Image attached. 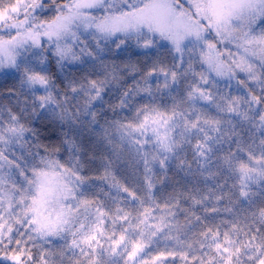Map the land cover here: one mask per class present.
Listing matches in <instances>:
<instances>
[{"label": "snow or ice", "instance_id": "6c2138e0", "mask_svg": "<svg viewBox=\"0 0 264 264\" xmlns=\"http://www.w3.org/2000/svg\"><path fill=\"white\" fill-rule=\"evenodd\" d=\"M187 2L188 8L181 0H0V78L18 81L19 88L14 83L7 89L9 96L18 102L25 96L20 114L8 108L5 120L0 109V264H57L56 257L63 264L67 252L72 254L69 264H164L169 257L183 264H264V0ZM112 45L129 55L134 45L146 50V57L155 50L157 59L140 80L133 77L118 107H129L141 92L149 101L135 107L127 123L110 122L105 116L100 124L94 102L102 107L108 84L122 79L120 65L112 60L109 66L105 60L106 52L116 55ZM161 48L172 58L168 66L160 59ZM82 56L91 58L93 68L99 61L105 78L65 72L66 62L86 63ZM53 60L57 73L51 71ZM123 67L138 70L133 63ZM221 79L229 89L235 81L239 94L222 93ZM182 80L187 84L183 96H172L170 107L156 103L155 93ZM111 107L115 111L117 106ZM210 108L216 115L209 114ZM34 121L41 128L28 126ZM112 125L143 162L145 196L111 176L110 161L99 178L111 176L117 194L123 191L138 202L135 215L119 205L112 212L89 198L91 177L82 173L96 155L70 135L87 130L112 143ZM193 139L194 159L208 178L227 172L233 183L220 195L210 188L199 199L173 193L159 203L153 195V167L159 165L166 173L173 159L184 166L179 154ZM225 143L228 151L216 156ZM62 151L68 153L66 160ZM214 158L216 172L209 168ZM226 186L227 180L216 185ZM181 197L193 205L227 198L223 211L233 218L221 221L227 226L224 231L220 225L206 227L198 239L181 240L179 234L191 230L192 220L183 226L169 220L176 216L172 209L179 208ZM210 211L221 209L214 205ZM157 212L161 214L154 215ZM161 237L174 240L176 247L153 255L151 246ZM57 239L64 244L54 246ZM33 248L40 250L38 260Z\"/></svg>", "mask_w": 264, "mask_h": 264}, {"label": "trees", "instance_id": "16d2710c", "mask_svg": "<svg viewBox=\"0 0 264 264\" xmlns=\"http://www.w3.org/2000/svg\"><path fill=\"white\" fill-rule=\"evenodd\" d=\"M164 43V42H162ZM112 48L115 50V46L112 45ZM131 55L128 53H120L119 50H115V56H109L107 52L105 53V60L111 65L112 60H115L117 64L120 65V75L122 79L117 81H111V77L108 79L111 83L108 84L105 93L103 95V105L101 107V102H94L95 109L100 111L97 119L100 124L105 123V119L102 117L106 116L108 121H116L119 120L123 123H127L128 121L133 119L135 107H138L142 103H147L149 101V97L143 92L136 95L129 107L120 108L119 100L121 93L134 84L135 80H140L141 75L147 71V67L152 64L154 60L157 59L155 55V50H149L150 55L145 56L144 52L146 50L136 48L134 45L129 50ZM161 56L160 59L163 60L166 66L171 64V56L166 54V49H160ZM78 53V52H77ZM79 54V53H78ZM82 61L86 63H81V61H75L73 65L65 67V72L71 71L76 77H81L84 75H88L90 79H104L106 75V71L104 67L100 64L99 61H96L95 68L92 67L91 58L87 56L81 57ZM124 63H133L137 65V71L132 72L130 70H125L123 65ZM197 71L200 70L199 64L196 65ZM51 71L53 73H57L59 70L55 66L54 60L52 64ZM62 78V74H61ZM160 85L162 86L164 83V77L161 75L158 78ZM153 85V89H155V85L157 83V78L153 77L150 81ZM16 84L17 88H19L18 81H13L11 79L5 81L3 78H0V109H3L4 119H7V109L11 108L12 111L16 114H20L21 109L24 107L23 101L25 99L24 95L19 97V101L15 96H9L7 89L11 87L13 84ZM187 84L185 81H181L178 85H173L171 89H163L161 92L155 93L156 95V103L166 106H171L172 104V96H176L179 99L181 96L185 94ZM219 88L222 93L227 94L231 92L232 95H237L236 84L231 89L226 88L225 85L219 83ZM24 93L28 94L29 100L31 96L27 93V89L23 90ZM62 98V97H61ZM82 102V101H81ZM115 107V111L113 108ZM210 115H216V110L214 108L209 109ZM223 115V114H221ZM126 118V119H125ZM22 123L27 124L26 119L21 120ZM30 127L41 128L38 121H34ZM106 127L108 125H105ZM59 127V125H57ZM227 127V125H224ZM247 127V126H245ZM64 130H68V126H64ZM110 133L112 138V143H108L106 140L102 141L95 137L94 133L84 130L82 134L70 133V135H75L77 142L82 143L86 149L90 153L94 152L96 155V159L91 163H86V167L84 172L82 173L85 176L91 177L89 180V184L87 186V195L89 198H95L101 203L105 205L106 208L110 209L112 212L115 211L117 205L124 208L125 211H132L133 215H135V209L139 208L138 202L132 201L131 197L128 196L127 193L121 191L117 194V190L111 187V176H114L120 184L129 188L131 191H135L142 198L145 196L146 192V182L144 179V166L143 162L140 160V157L137 155L135 148L132 147L127 140L121 142L120 134L116 131L115 125L110 127ZM239 130V129H238ZM43 132V129H41ZM26 137L29 140H32L30 134L26 133ZM47 143V140H44ZM195 139L192 140V145H186L184 151L180 152V158L186 161L184 166H178V160H171L169 162L166 173L159 168V165H155L153 167L152 179L155 182L156 186L153 189V195L156 200L163 204L166 199H168L169 194L173 193H191L196 195L199 199L202 195H208L209 189H213L216 195L222 194V192H227L228 188L233 183L232 179L228 178L227 172H222L221 175L208 178L207 171L199 168V165L196 163L194 159V148ZM232 150H235V144L231 145ZM229 145L225 143L221 151L216 153V156H222L228 151ZM17 155H20V148L17 146L15 149ZM150 151V150H149ZM68 157V153L66 151L61 152V159L66 160ZM11 158V157H10ZM110 166L108 171L111 173V176L107 180H102L99 177L104 175V165L108 162ZM188 165H191L189 168ZM212 172H216V160L213 159L212 164L209 166ZM203 172V174H201ZM227 180V186L223 189L217 188V184H222ZM197 189L199 191H197ZM115 197V201L113 200ZM259 203V200H257ZM216 206L221 209L219 213L211 212L210 209L213 206ZM228 205V200L225 198L219 203L216 200L210 199L205 201L203 205H193L191 200H185L183 197L180 198V206L179 208H173L172 211L176 212V216L169 217V220H172L174 223H178L180 225H186L188 219L192 220V225L190 226L191 230L186 232V235L181 233L180 239L185 241H194L198 239V233L203 231L206 227H215L220 225L221 231L226 230V225H221L222 220H231L233 217L231 214L223 211L224 207ZM205 206L209 209V211H205ZM183 209H190L189 212H184ZM191 213H195V216H199L200 221H196L195 217L191 215ZM161 213L157 212L154 215H160ZM173 236L177 235L175 231L172 233ZM168 240L163 239L162 237L158 240V242L153 243L151 246V251L153 255H156L158 250L162 251L167 247L169 250L176 247V242L171 240L170 243ZM41 243V242H37ZM64 244V241L57 239L54 241V246L59 247ZM53 245H44L45 249L51 248ZM67 252V250H65ZM33 256L36 260L39 259L40 250L38 248L32 249ZM71 252H67V255L63 259V264H69V257H71ZM57 264H59V257H56ZM159 264V262H157ZM164 264H183V262L177 257L173 262L172 258L169 257L164 261Z\"/></svg>", "mask_w": 264, "mask_h": 264}, {"label": "rangeland", "instance_id": "374dc122", "mask_svg": "<svg viewBox=\"0 0 264 264\" xmlns=\"http://www.w3.org/2000/svg\"><path fill=\"white\" fill-rule=\"evenodd\" d=\"M181 3L184 5L185 8H188L189 7L187 0H181ZM164 43L166 44L167 42H164ZM219 47L221 48V50H224V45H219ZM229 47H231V46L229 45ZM75 50L79 53V48H76ZM232 50L235 51L234 48ZM74 62H72V63H67L66 62V69H67L68 66L73 65ZM242 75L243 74H241V78H242ZM219 83H222L223 85H225L226 84V81L223 80V79H221L219 81ZM234 86H235V81H232V87H234ZM201 103H203V102H201ZM147 149L151 151V145H148L147 146ZM167 242L170 243L171 240H168Z\"/></svg>", "mask_w": 264, "mask_h": 264}]
</instances>
